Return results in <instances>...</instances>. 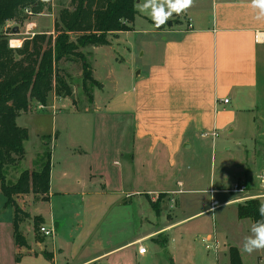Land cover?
<instances>
[{"label":"crops","instance_id":"obj_1","mask_svg":"<svg viewBox=\"0 0 264 264\" xmlns=\"http://www.w3.org/2000/svg\"><path fill=\"white\" fill-rule=\"evenodd\" d=\"M250 3L193 0L177 23L160 31L165 38L156 59L137 74L138 65L131 70L130 90L94 109L95 137L89 147L73 150L55 143L49 195L16 198L39 197L40 205H48L35 207L32 217L55 230L52 238L36 243L34 227L27 226V246L16 245L13 209L6 206L0 185V215H6L0 218V264H140L152 249L162 248L160 236L168 238V251L169 234L181 225L208 214L220 220L229 209L237 216L239 205L263 193L253 186L264 168V20L255 19ZM92 48H86L88 53ZM54 103L50 99L45 107L55 110ZM220 147L229 155L228 171L219 173L217 188L200 190L197 171L208 166L213 180ZM77 185L81 193L70 188ZM237 185L248 190L231 193ZM203 192L219 197L183 220L164 216L173 205L182 206L181 196ZM160 195H167L165 210L151 204ZM194 199L184 200V206ZM99 200L104 202L100 207ZM76 201L82 212L73 216ZM213 201L219 204L215 211ZM140 216L149 226L141 232ZM237 221L239 226L247 220ZM207 237H215L220 248L221 240L231 242L223 227ZM147 242L153 247L140 255L139 247Z\"/></svg>","mask_w":264,"mask_h":264},{"label":"rangeland","instance_id":"obj_2","mask_svg":"<svg viewBox=\"0 0 264 264\" xmlns=\"http://www.w3.org/2000/svg\"><path fill=\"white\" fill-rule=\"evenodd\" d=\"M140 2L141 0H136V5ZM67 8L72 9L71 0H48L47 8L41 15L34 16L25 21H12L6 23L0 28V34L8 36L10 45L12 44L15 48H18V46L21 47L25 39L32 38L36 34H53L54 24L59 18L60 11ZM137 12L138 16L133 24V31L130 33L124 32L126 34L120 35V37L116 39L110 36L112 45L108 47H94L90 50L92 53H88L86 49L83 50L86 54L87 62L91 67L92 76L97 80L96 82L98 84L90 89L92 100L89 99L88 95L83 90L80 64H66L63 67L71 76L73 96L70 98H58L52 93L49 95L48 99H51L53 102L55 101V110L51 108L47 109L40 103L33 101L35 104L33 105V102L31 103L29 112L22 114L17 119L18 126L28 131V140L24 142V159L17 165L6 169L5 174L8 185L16 184L20 175L25 171H41L48 157L50 156V158H52L56 142L59 143L60 147H70L73 150L79 149L82 144L87 146L92 143L95 137L96 126L94 119L96 114L94 113V109H96L97 106L98 109L103 107L105 102L113 98L116 94L119 95L130 90L129 80L131 70L138 65L137 74L143 68L142 66L146 68L148 62L156 59L159 53L158 47L161 46L165 38V35H162L160 31L162 28H169L168 26L171 22L177 23L181 19L180 15H182V13L180 15L174 13L165 25L157 28L149 16L138 10ZM128 49L131 50L130 53ZM62 99H68V101ZM219 141H224L227 146L233 145L231 140L227 142L221 138ZM207 156L204 155L205 160ZM228 158L229 155L224 151V147H220L216 154V171L215 174H213V180H211V169L208 166L207 168L200 169L197 173L202 177L196 185L197 188L200 190L217 188L219 173L228 171L226 168L229 162ZM72 167H74V164H72ZM83 168L84 167L81 169ZM189 169L191 170V168ZM74 170L77 171V169ZM256 181L253 187L256 186L255 188H259L260 183L258 180ZM70 188L75 189L76 193H81L83 190L81 185L72 186ZM247 188L248 187L245 186L246 191L248 190ZM209 195L214 198L219 197V195H215V193L206 194L205 192L195 196L183 195L180 197L181 207L173 205L172 209L165 210L168 203L167 195H160L157 201L151 204L153 207L157 205V207L159 206L161 209L165 210L164 216L167 217L168 221H173L174 218L183 220L204 207L205 202L207 203L209 199ZM249 195L251 196L253 194ZM178 197L179 196H177V198ZM191 197L195 198L192 201L193 204L188 201L184 206V200ZM18 202L19 207L22 210L24 208L23 211L27 215V217L22 218L21 221L20 228L22 234L24 235L27 226L34 227L35 241L36 243H41L44 236L39 232V228L43 224H35L36 217H32V214H34L33 211L35 207L47 209L48 205H40L39 197H37L36 201H32L30 198L27 200L25 199L24 202ZM74 204L75 208L72 209L73 216L81 214L82 207H79L77 201L74 202ZM103 204V200H99L98 206L100 207ZM106 204L108 206L111 205V203L108 204V202ZM150 210L154 212L152 207ZM224 211L225 210L220 213ZM227 212L228 213L224 214L223 218L221 217L222 220L220 218L221 221L216 214H208L198 219L190 220L189 223L181 225L169 234L168 251L166 248H161L158 252L152 249L145 259L138 260L137 262L140 264H228L229 247L231 245H237L244 264H264V257H261L263 256L262 250L254 251L251 254L241 251L244 238L251 235L250 229L253 223L247 220L240 224L241 226H238L239 221H237L236 214L234 215L230 209ZM153 214H155V212ZM0 218L6 219V215L1 214ZM151 221L155 222V219L152 218ZM158 222L162 224L163 220L159 219ZM155 223L157 224V222ZM145 224H147L145 218L143 219L140 216V232L147 229L146 226L149 227ZM116 225V222H113V228H115ZM221 227L231 236V242L227 243L226 240H221L222 246L219 252L214 254L212 250L208 251L205 248L203 238L207 237L208 234L212 235L219 232ZM158 240H160L159 242H161V244L165 245L168 238L166 236H160ZM144 246L145 248L153 247L152 244L148 242L145 243Z\"/></svg>","mask_w":264,"mask_h":264},{"label":"trees","instance_id":"obj_3","mask_svg":"<svg viewBox=\"0 0 264 264\" xmlns=\"http://www.w3.org/2000/svg\"><path fill=\"white\" fill-rule=\"evenodd\" d=\"M47 5L48 0H0V28L41 15ZM71 6L60 11L53 34H36L25 39L20 48H11L8 36L0 34V185L6 206L13 209L14 238L20 248L27 246L20 228L27 215L16 198L49 195L51 158L41 171H25L16 184L8 185L6 169L24 159V142L28 140V131L18 126L17 119L29 112L33 101L46 106L52 93L58 98L73 96L71 76L63 67L66 64H80L83 90L92 100L90 89L98 84L83 50L110 46L111 34L131 32L138 16L136 0H71ZM260 204V200L252 199L239 205L238 219L252 223L264 219ZM35 224L44 221L36 217ZM45 258L52 260L47 254ZM228 262L244 264L237 248L230 247Z\"/></svg>","mask_w":264,"mask_h":264},{"label":"clouds","instance_id":"obj_4","mask_svg":"<svg viewBox=\"0 0 264 264\" xmlns=\"http://www.w3.org/2000/svg\"><path fill=\"white\" fill-rule=\"evenodd\" d=\"M47 2V0H44ZM193 4V0H141L135 7L138 11L149 16L153 24L159 28L165 25L175 13L180 15ZM250 7L255 12V19L264 20V0H251ZM208 198L214 199L209 195ZM261 217H264V201L259 207ZM251 235L244 238L241 251L251 254L264 250V219L251 225Z\"/></svg>","mask_w":264,"mask_h":264},{"label":"built area","instance_id":"obj_5","mask_svg":"<svg viewBox=\"0 0 264 264\" xmlns=\"http://www.w3.org/2000/svg\"><path fill=\"white\" fill-rule=\"evenodd\" d=\"M188 29H192V24H188ZM263 38L262 34H258L256 37V41L260 42V40ZM12 48H15V46H13L12 44L10 45ZM18 48H20V46H18ZM225 103H228V101L226 100ZM43 106V105H42ZM43 108V107H42ZM210 135L209 134H204L203 137L204 138H208ZM213 137H216L217 134H213ZM258 181L260 183V187L263 189V193L259 194L258 196H255V199H260V198H264V169L260 172L259 176H258ZM231 193H244L246 192L245 190V186H235L233 190L230 191ZM219 206L217 201H213L212 202V207H211V211H215V209ZM39 232L46 238H52L55 235V230L53 228H48L45 226H41L39 228ZM203 243H205V248L210 251L212 250L214 252V254H217L219 252L220 249V243L219 241L215 238V237H205L203 238ZM140 255H145L147 250L144 246H140L139 250H138Z\"/></svg>","mask_w":264,"mask_h":264}]
</instances>
